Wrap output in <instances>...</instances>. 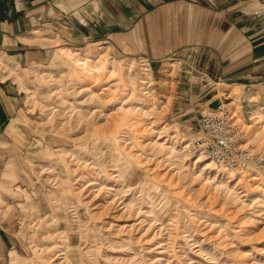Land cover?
Returning a JSON list of instances; mask_svg holds the SVG:
<instances>
[{"label":"rangeland","instance_id":"1","mask_svg":"<svg viewBox=\"0 0 264 264\" xmlns=\"http://www.w3.org/2000/svg\"><path fill=\"white\" fill-rule=\"evenodd\" d=\"M26 20L39 35L25 60L0 55L23 100L0 140V264H264V170L226 174L185 148L222 103L242 147L264 153V82H184L171 59Z\"/></svg>","mask_w":264,"mask_h":264},{"label":"crops","instance_id":"2","mask_svg":"<svg viewBox=\"0 0 264 264\" xmlns=\"http://www.w3.org/2000/svg\"><path fill=\"white\" fill-rule=\"evenodd\" d=\"M30 15L56 17L63 42L110 38L126 55L146 62L171 59L187 74L184 82L193 77L209 86L264 82V0H0V55L25 60L18 53L22 40L39 35L31 30L25 36ZM1 74L0 140L23 104L17 86ZM206 88L187 90L206 96L209 91L201 94ZM9 245L0 227V262Z\"/></svg>","mask_w":264,"mask_h":264},{"label":"built area","instance_id":"3","mask_svg":"<svg viewBox=\"0 0 264 264\" xmlns=\"http://www.w3.org/2000/svg\"><path fill=\"white\" fill-rule=\"evenodd\" d=\"M242 132L234 123L233 113L224 104L202 109L197 131L191 137L189 150L210 161L225 172H255L264 170V153L252 152L240 144Z\"/></svg>","mask_w":264,"mask_h":264},{"label":"bare ground","instance_id":"4","mask_svg":"<svg viewBox=\"0 0 264 264\" xmlns=\"http://www.w3.org/2000/svg\"><path fill=\"white\" fill-rule=\"evenodd\" d=\"M79 64V63H78ZM81 65V64H80ZM233 116H234V114H233ZM185 148H188L189 149V144L185 147ZM209 163H211V162H209ZM212 164V163H211ZM217 169V168H216ZM217 170H219V171H223L224 173H228V174H234V173H232L231 171H227V172H225V170H223V169H217Z\"/></svg>","mask_w":264,"mask_h":264}]
</instances>
